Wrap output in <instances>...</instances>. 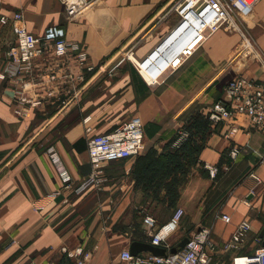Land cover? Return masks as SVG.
Returning <instances> with one entry per match:
<instances>
[{
	"label": "crops",
	"instance_id": "crops-1",
	"mask_svg": "<svg viewBox=\"0 0 264 264\" xmlns=\"http://www.w3.org/2000/svg\"><path fill=\"white\" fill-rule=\"evenodd\" d=\"M172 2L101 0L72 20L59 0H0V17L23 12L37 36L59 24L87 49L96 69L111 70H84L80 81L72 57L37 60L25 93L41 105L24 119L13 110L14 83L0 82V264H74L61 248L83 241L94 253L91 264H121V252L133 242L149 243L147 216L162 226L178 208L185 214L169 240L173 246L201 226L223 244L248 219L252 231L241 253H254L264 228V137L245 116L214 125L206 114L235 76L264 83V0L245 14L241 32H216L181 60L166 85H148L128 56L144 59L174 28ZM15 40L11 28L0 26V58ZM133 117L145 126L144 150L107 164L102 182L82 189L92 172L89 138ZM235 125L240 130L230 134ZM187 128L195 148L169 151L177 131ZM50 147L62 157L69 187ZM234 147L241 150L236 158Z\"/></svg>",
	"mask_w": 264,
	"mask_h": 264
},
{
	"label": "built area",
	"instance_id": "built-area-1",
	"mask_svg": "<svg viewBox=\"0 0 264 264\" xmlns=\"http://www.w3.org/2000/svg\"><path fill=\"white\" fill-rule=\"evenodd\" d=\"M99 1L101 0H59L65 14L72 20L85 14ZM171 1H173L171 11L176 13L178 18L174 28L163 40H166L169 35H173L175 31L186 25L185 29L188 27L193 28L190 33V35H193L192 38L200 37L201 43L218 31L241 32L243 17L262 0ZM0 26L11 28L16 37L14 44L8 48L4 57L0 58V82L14 83L13 110L20 119L25 118L30 107L37 108L41 105L39 100L30 99L25 93V84L33 79L31 75L37 60L46 59L49 56L57 58L72 57L77 62L80 72L78 80L80 79V81H84V70L89 72H111L104 64L96 69L91 62L87 49L78 42L70 41L65 28L59 24L48 26L42 36H37L29 30L23 12L16 11L2 15ZM194 51L195 48L185 49L181 60L192 56ZM128 58L136 65L138 72L148 85L159 84V80L164 76L163 74L160 73L155 76L153 71L152 74H149L152 78L151 82L143 75L137 65V61H142L145 58L137 60L134 58L133 53H130ZM177 67L178 65H173L169 69L174 71ZM63 74L53 75L51 82L57 83L60 79H64ZM206 116L214 125L231 124L238 116H245L249 119L251 127L258 130L264 137V83L244 75L235 76L226 85L222 98L208 108ZM239 130L238 126H232L230 134H235ZM145 137V126L139 117L131 118L110 133L91 136L88 140L87 153L92 172L82 189L92 184L101 183L104 168L107 164L139 155L144 150ZM189 137L190 133L187 130L177 131L172 143L173 148H181ZM240 153L241 150L238 147H234L230 152L232 158L238 157ZM48 155L63 183L69 187L71 177L59 151L55 147H50ZM208 169L212 174L216 173V170L212 167ZM252 177L258 180L255 174H252ZM246 203L249 204L248 201ZM184 214L185 211L178 208L170 221L162 226H158L157 221L151 216H147L144 220L146 232L150 237L149 243L155 247L166 249L167 254L165 256H154L151 253H141L135 256L130 249H126L120 254V263L225 264L226 259L223 256L231 255V264H264V237H261L260 234L254 238L255 245L259 246L254 253H241L244 242L252 231V224L248 219H244L230 239L223 244H219L213 238L211 227L201 226L188 236L189 241L184 248L179 249L175 254L171 253L175 246L170 244L169 240L177 232ZM220 217L227 224L231 222V217L227 214L222 213ZM61 254L67 255L74 264H91L94 257V253L87 247L86 241L75 248L62 247ZM29 264L40 263L33 260ZM50 264L56 263L51 262Z\"/></svg>",
	"mask_w": 264,
	"mask_h": 264
},
{
	"label": "bare ground",
	"instance_id": "bare-ground-1",
	"mask_svg": "<svg viewBox=\"0 0 264 264\" xmlns=\"http://www.w3.org/2000/svg\"><path fill=\"white\" fill-rule=\"evenodd\" d=\"M185 28L186 25H183L173 35L171 34L172 36L169 35L166 40H163L144 60L137 61L141 72L149 81L152 82L149 74H152L153 71L155 76L160 73L164 75L173 65L177 66L181 63V57L185 49L196 48L200 43V37L192 38L193 35H190L193 28Z\"/></svg>",
	"mask_w": 264,
	"mask_h": 264
},
{
	"label": "water",
	"instance_id": "water-1",
	"mask_svg": "<svg viewBox=\"0 0 264 264\" xmlns=\"http://www.w3.org/2000/svg\"><path fill=\"white\" fill-rule=\"evenodd\" d=\"M260 236L264 237V228ZM188 241H189L188 237L181 240L179 244L171 250V253L173 254L177 253L179 249L184 248L186 246ZM130 250H131V253L135 256L141 253H151L154 256H165L167 254V250L164 248L155 247L151 245L150 243L137 242V241L132 243V245L130 246Z\"/></svg>",
	"mask_w": 264,
	"mask_h": 264
},
{
	"label": "trees",
	"instance_id": "trees-1",
	"mask_svg": "<svg viewBox=\"0 0 264 264\" xmlns=\"http://www.w3.org/2000/svg\"><path fill=\"white\" fill-rule=\"evenodd\" d=\"M192 128H187V129H185V130H187L189 133H190V137H189V139L184 143V145L181 147V148H179V149H174V148H172V142H173V140L171 141V143H170V145H169V148H168V150L169 151H184V150H190V149H192V148H195V147H192V142L194 141V133H193V131L191 130ZM177 245V244H176ZM175 245V246H176Z\"/></svg>",
	"mask_w": 264,
	"mask_h": 264
},
{
	"label": "rangeland",
	"instance_id": "rangeland-1",
	"mask_svg": "<svg viewBox=\"0 0 264 264\" xmlns=\"http://www.w3.org/2000/svg\"><path fill=\"white\" fill-rule=\"evenodd\" d=\"M167 1V0H166ZM170 72H172V70L171 69H169L165 74H164V76L162 77V79L161 80H159V84H165V82L166 81H168V77H169V74H170ZM158 85V84H157ZM166 85V84H165ZM219 226V225H218ZM218 228V227H217ZM191 235V234H190ZM189 235V236H190ZM172 244V243H171ZM259 246H256V248H258ZM255 248V249H256ZM61 257H63L64 259H70L67 255H62L61 254ZM225 259H226V263L225 264H231V261H230V257H231V255H224L223 256ZM51 263V262H50ZM49 263V264H50ZM52 263H56V264H60L59 262H52Z\"/></svg>",
	"mask_w": 264,
	"mask_h": 264
}]
</instances>
